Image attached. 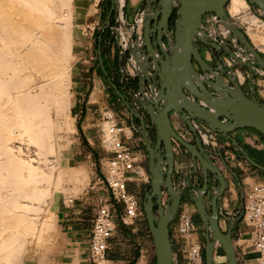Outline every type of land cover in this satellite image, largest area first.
I'll return each mask as SVG.
<instances>
[{
    "label": "bare ground",
    "instance_id": "1",
    "mask_svg": "<svg viewBox=\"0 0 264 264\" xmlns=\"http://www.w3.org/2000/svg\"><path fill=\"white\" fill-rule=\"evenodd\" d=\"M71 1L0 0V264H20L29 240H39L48 231L49 219H55L51 203L58 194L68 192L66 183L73 184L74 192L86 183V171L70 165L68 152L74 143L69 90L75 58ZM123 1L116 0L121 13ZM227 2L228 13L247 26L264 50V21L247 0ZM171 4L173 7L179 2L173 0ZM152 5L148 4L149 9L138 21L145 29L151 18L157 20ZM158 10L160 13L161 8ZM212 14L211 36L230 33L229 23L238 27L227 12L228 20ZM121 28L120 38L127 41L131 33ZM202 30L198 34L205 38ZM133 57L134 67L144 77L152 55L133 53ZM154 58L158 59V55L154 54ZM204 78L207 79L200 77ZM230 80H235V73L230 74ZM220 81L223 88L232 86L224 75ZM235 81L240 86L241 81ZM203 139L209 146L215 143L212 136L204 135ZM159 149L163 154L162 145ZM164 164L160 162L163 170ZM164 195L165 191L161 201ZM44 214L47 218L42 220L40 216Z\"/></svg>",
    "mask_w": 264,
    "mask_h": 264
},
{
    "label": "water",
    "instance_id": "2",
    "mask_svg": "<svg viewBox=\"0 0 264 264\" xmlns=\"http://www.w3.org/2000/svg\"><path fill=\"white\" fill-rule=\"evenodd\" d=\"M114 1L112 0L111 10L114 7ZM172 1L150 0L149 3H157L161 6V18L166 21L174 8L171 4ZM247 1L249 4L263 10L264 19V0ZM178 2L175 27L168 37V45L171 48L164 59L154 58L153 46L148 39L149 27L147 26L144 30V46L146 47L147 56L152 55L153 71L157 76V85L153 74L150 75L148 69L144 68V77H140V94L144 95L145 85L148 84L151 98L141 101L140 104L154 122L156 140L153 144L150 143L151 139L148 136L144 120L137 111H133L129 107L133 115L140 120L141 135L148 152V171L151 181L149 191L144 194L143 211L153 237L156 264H173L169 224L174 219L181 202V193L172 181L175 158L172 149L173 141L174 145L177 143L187 150L192 159L194 172L198 175L200 169L203 177V185L196 184V193L192 191L191 198L196 212L205 226V264H213L216 246L223 249L227 260L226 264H237L231 236L236 221L230 222L226 232L219 226L217 198L225 188V178L219 166L211 159V152L202 144V135L210 136L203 127L231 140L252 166L264 171V166L254 162L230 135L236 129L253 128L264 137V104L256 99L253 87L249 96V94L242 91L235 80H230V75H227L226 78L232 83V86L226 85L223 88L220 83V79L224 75L223 69L220 68V73L215 72L214 77L200 79L199 72L193 67L192 60H195L203 73L214 71L199 55L196 40L199 39L203 43L209 44L205 38L198 34V31L203 29L202 17L205 13L214 12L220 18L227 19L225 12L227 0H178ZM155 13L159 14V10H155ZM109 23L108 20L102 31ZM229 27L231 33L247 49L246 55L253 56L251 62L247 63L250 70H252L251 64L264 70V57L259 54L236 26L229 23ZM210 45L215 48L221 46L216 42ZM229 54L238 59L232 52H229ZM98 61L103 67L100 50H98ZM251 80L252 78H250V83ZM113 87L116 89L115 85ZM116 92L121 96L117 90ZM171 112L182 119L194 135L195 143L187 142L175 131L171 121ZM155 113L156 117L154 116ZM161 145L164 149L163 154L159 149ZM161 161L165 163L164 170L160 168ZM209 173L218 181V186L215 188L217 195L215 189L211 194V214L208 213L204 205ZM164 191L166 198L163 201H165V204L161 201ZM154 198L155 202L153 201ZM155 205L157 206L156 213L153 210ZM238 218V220L242 218L241 214Z\"/></svg>",
    "mask_w": 264,
    "mask_h": 264
},
{
    "label": "crops",
    "instance_id": "3",
    "mask_svg": "<svg viewBox=\"0 0 264 264\" xmlns=\"http://www.w3.org/2000/svg\"><path fill=\"white\" fill-rule=\"evenodd\" d=\"M141 2L142 0H127L126 16L128 20H131V16L140 8ZM72 13L75 14L74 11ZM76 27L77 22L72 26L73 32L76 30ZM73 38L75 47L73 55L75 60L76 50L80 48L78 47L79 43L75 39V36ZM74 68L72 74V90H74V95L77 96L74 101L76 106L75 123L78 124L77 119H79L83 105L85 111H89V107H91L90 111L93 112L97 111L96 108L99 105L95 106L92 104L88 106L90 103L89 95L95 89L94 79L89 74H86V70L79 72L76 67ZM259 78L258 81L264 82V76H260ZM90 85V91L86 93ZM257 85L258 83L255 82L254 95L257 100L264 104V87L260 89ZM250 90L251 87L247 84L246 92L249 96L251 95ZM85 94L87 96L86 100L84 98ZM107 98L108 104L121 114L119 121L125 125V132L121 137L134 152L137 158V165L140 167V172H127L125 174L129 193L133 194L139 200L138 216L132 225L122 224L121 217L125 213V208L122 203L115 201L110 196L106 185L97 187L91 192L87 191L81 196L72 197L71 202L67 199V203L58 195L50 206L51 213L55 216L53 226L51 227L53 229L49 233V230L45 232L42 238L39 239L40 242L45 239L43 242L37 243L38 245L34 243L32 246H29L31 248L30 250L29 248L27 249L28 253L24 257V261H30L29 264H90L88 252L89 231L96 210L103 205L111 206L114 209L113 222L115 229L112 236L108 239L107 264H156L153 237L143 211L142 201L145 189L150 185L151 176L148 171L147 152L141 131L139 129L136 130L134 125V123L138 125L140 123L132 118L131 115L127 114L128 111L123 107L118 97L110 94ZM99 108L101 109L102 106ZM125 111L127 112L125 113ZM87 118L88 121L85 124L87 130L83 132V137L88 145H92L91 136L94 135V129L92 128L93 123L90 121L93 118ZM176 118V114L173 113L171 121ZM100 127L102 128V125ZM80 128L83 130V126H80ZM173 128L184 140L195 143L194 136L183 122L180 125H173ZM231 137L254 162L264 166V137L259 132L253 128H240L231 133ZM217 140L218 145L217 147L213 146L214 153L211 155L213 161L224 172L226 179L225 191L219 199V226L226 232L230 222L236 221L232 228L231 236L236 252L237 264H255L256 253L253 248L252 228L242 218L238 220V214L243 205L244 192L254 183H258V179L264 181V171L252 166L232 141L224 138L220 134H218ZM203 146L209 149V145L205 142ZM90 153L94 155L97 153V150L92 148ZM108 155L110 154L108 153ZM174 155L173 184L181 193L179 208L185 205L190 207L194 222L196 223L194 239L204 244V233L198 229L200 219L197 216L195 205L191 198L192 191L196 193L195 187L198 183V175L194 172L190 154L177 143L174 145ZM74 161L76 160L72 159V162ZM80 167L86 168L85 171L87 174V166L85 165L74 168ZM198 174L201 176L200 169ZM87 181L88 174L86 183L82 185L83 187L87 184ZM164 198H166V195H164L162 201ZM176 221L177 217L175 215L169 224L173 264H183L185 243L177 235L175 227ZM226 263L227 260L223 249L220 246H216L213 264Z\"/></svg>",
    "mask_w": 264,
    "mask_h": 264
},
{
    "label": "flooded vegetation",
    "instance_id": "4",
    "mask_svg": "<svg viewBox=\"0 0 264 264\" xmlns=\"http://www.w3.org/2000/svg\"><path fill=\"white\" fill-rule=\"evenodd\" d=\"M150 0H145L143 6L138 9L132 16L131 20L127 19V9H126V2L127 0H124V4L122 6V13L116 3V0L114 1V7L111 10L112 6V0H109V5L106 12V19L101 27L100 34L97 39V62L100 65V71L102 73V76L105 78L109 88H110V94L113 96H116L120 99L122 102L123 107L128 111V114L132 116L135 120H137L140 123V120L138 117L133 115L131 110L137 111L141 118L144 120L146 129L148 130V136L151 139L152 144L156 140L155 135V128L154 125L150 119V116L148 115L147 111L141 106L140 102L145 101V99L151 98V92L149 85L146 84L144 88V95L140 94V73L136 70L133 64V53L135 55H143L144 57H147L146 47L144 46V26L141 23V25L138 24L139 18L141 15L145 12V10L149 9L148 4ZM151 3V2H150ZM152 6L154 10H158L161 7L157 5V3L152 2ZM251 5V4H250ZM253 5H251L252 7ZM177 6H174L172 12L169 14V16L165 19H162V15L159 13L157 16V20L152 19L148 25L149 27V35L148 39L151 41V44L153 46V52L154 54L158 55V59L162 60L165 58V55L169 53L171 46L168 45V37L169 33L173 32L175 27V21L177 18ZM227 11V7H225ZM253 9V7H252ZM255 12V10L253 9ZM121 14V16H120ZM154 14V13H153ZM123 15V16H122ZM138 15V16H137ZM120 16V18H119ZM211 17L213 16L212 13H205L202 17V24L206 21L205 17ZM123 17V18H122ZM146 17V15H145ZM110 21L109 25L102 31V28L106 25L107 21ZM125 21V23H124ZM156 21V23H155ZM122 22V23H121ZM124 26V27H122ZM126 26V27H125ZM122 27V28H121ZM129 27V28H128ZM119 28L124 29L127 28L128 31H130V35L128 36L127 41L121 40L120 36L121 33L119 32ZM244 35L245 31L237 27ZM206 33H204L205 39L209 44H205L199 39L196 40V47L198 50L199 55L202 57V59L206 62V64L214 69L213 72H207L203 73L201 71V68L199 64L192 60V64L194 69L199 72L200 77L205 76L207 79L210 77H214V73H220V68L224 70V76L232 74L234 71L231 67H229L225 61V59L229 60L230 64L231 62L235 63L239 68L244 69L246 71L245 76L247 77L246 85L243 86L240 84V87L243 92H246L247 84L252 88H254L255 93V82L253 83V80H251L250 83V76L248 74L253 75L255 72L256 65L251 64L252 70H250L249 65L247 64L248 61L251 62V59L248 55L246 56V53L248 52L247 49L244 47L243 44H241L236 36H234L231 32H227L224 36H209L208 34V28L205 27ZM229 35V36H227ZM208 36V37H206ZM246 39L249 41L248 37L245 35ZM100 39V41H99ZM119 41V42H118ZM127 42V44H126ZM213 42H216L220 44L221 46L219 48H215L211 46ZM250 42V41H249ZM119 43L121 44V47H119ZM139 44V45H136ZM114 45L117 50L116 58L112 61L108 59V49L110 46ZM131 45V46H130ZM135 47V48H134ZM242 49L241 51L238 49ZM135 49V50H134ZM238 49V50H237ZM98 50L101 52L103 67L101 66L100 62L98 61ZM229 52H232L236 56H238V59H235L234 57L230 56ZM243 53V54H242ZM148 57H151L149 55ZM241 57V58H240ZM247 59V60H246ZM149 67L148 71L149 74L154 76L155 78V84L157 85V76H155L153 68L154 63L149 58ZM238 60V61H237ZM129 61L130 67L134 70V76L130 77L127 75L125 70H122V66L124 62ZM247 61V62H246ZM249 79V82H248ZM115 85L116 89L113 87ZM116 90L121 94L119 96L116 92ZM251 93V92H250ZM248 94V93H247ZM151 126L153 128H151ZM209 135L211 134V131H209L206 127H203ZM238 130V129H236ZM139 131L142 132L141 129V123L139 125ZM234 132V131H233ZM232 132V133H233ZM231 135V134H230ZM213 137V135H212ZM143 138V137H142ZM203 140V139H202ZM144 141V139H143ZM231 141V140H230ZM216 143V140H215ZM214 143V144H215ZM233 143V142H232ZM145 144V141H144ZM202 144L204 142L202 141ZM211 144L209 146V150L211 154L214 153V150L212 149L213 145ZM146 147V145H145ZM217 147V146H216ZM238 148V147H237ZM236 148V149H237ZM147 152V149H146ZM218 153V152H217ZM210 154V157L212 159V155ZM147 158H148V152H147ZM213 160V159H212ZM222 171V170H221ZM223 176L225 178L224 172L222 171ZM172 181H173V173H172ZM203 177L198 174V183L203 185ZM218 186V181L209 173L208 174V182H207V190L206 194L204 196V205L206 210L209 214H211V194L215 188ZM197 189V187H195ZM225 188H226V179H225ZM225 188L222 192V194L217 198V206L219 210V199L223 195ZM150 187H147L145 189L146 191H149ZM165 200V199H164ZM144 201V197H143ZM142 201V202H143ZM155 202V198L153 199ZM165 204V201H163ZM154 212L157 211V206L155 205L153 207ZM199 217V215L197 214ZM200 219V217H199ZM220 217L218 218L219 221ZM201 223L203 224L202 220L200 219ZM204 235H205V226H204Z\"/></svg>",
    "mask_w": 264,
    "mask_h": 264
},
{
    "label": "rangeland",
    "instance_id": "5",
    "mask_svg": "<svg viewBox=\"0 0 264 264\" xmlns=\"http://www.w3.org/2000/svg\"><path fill=\"white\" fill-rule=\"evenodd\" d=\"M144 1L145 0H142V2L140 4V8L143 6ZM122 4H124V1ZM108 5H109V0H72L71 1V6H70V7H72L71 11L73 9V11L75 13V14H73V13L71 14L72 26H74V24L77 22V27H76V30H74V32H73V36H75V39L78 41V43H79L78 47L80 49L76 50V54H75L76 59L74 61H72V66H71V87L69 90H70V97L72 100V109H71V118L72 119L70 120V125H71L72 131H73L72 139H73L74 143L71 145L68 152H69V158H71V159H69L70 165H72L73 167H79L80 165L87 166L88 181L84 187L78 186V187H80V191L78 190L76 193L72 192L71 188H73V184L70 182H68V184L66 183L67 186L65 185V187L67 189L70 188L68 190V192L66 191V193L64 195L61 193L58 194L59 196H61L63 198V200H65L66 203H67V199L69 197L75 198L78 195L81 196L82 194L86 193L87 191L91 192L92 190L96 189L97 187L105 185L103 182V168H104L105 162H106L109 155H108V151L103 147L102 142H101L102 133H103V130L105 128L103 116H104V112L106 110H112L114 112V114L117 116L118 120H119V117H121V114L118 113L117 110H115L114 108H112V106H110L108 104L107 96L110 95V88H109L105 78L102 76V73L100 71V65L97 62V39H98V36L100 34L101 27L103 26L105 19H106V12H107ZM226 7H227L226 12L228 15H230L228 13L229 12L228 11L229 10V2H227ZM252 7L255 10V12L253 11V9H252V11L256 14V16H258L259 19L264 21L263 14L258 9V7H256V6H252ZM207 17L208 16H206L205 19H207ZM230 18L237 23V26L240 29L245 31V35L248 37L252 46L259 52V54L262 57H264V52H263L264 50L259 48L260 41L257 40L258 38L256 39V36L253 37L248 32V28L245 24H239L237 22V20L232 15H230ZM210 25H211L210 22L205 21L203 24V27L204 28L205 27L210 28ZM227 36H229V35H227ZM121 40H122V38H121ZM73 42H74V38H73ZM119 47H121L120 43H119ZM74 50H75V47H74ZM107 55H108L107 57L110 61H112L116 58L117 50H116L114 45L110 46V48L108 49ZM225 61L227 63L228 60L225 59ZM74 67H76L79 72L86 70V74H89V76L94 79L95 89L89 95L90 103L88 106H90L92 104H94L95 106L99 105V107L102 106L101 109L98 107V108H96L97 111L93 112V111H90L91 107H89V111H85L84 105H83V107L81 109L82 112H80L79 119H77L78 124L75 123V112H76L75 108H76V106H75V101H74V100H76L77 96L74 95V90H72V87H73L72 74H73L74 69H75ZM229 67H231L236 74L241 75V76L236 75L235 80H238V81L240 80L241 85L245 86L246 82H247V77L245 76L246 71L244 69L239 68L233 62H231ZM122 70H125L128 76H130V77L134 76V70H133V68L130 67L129 61L124 62L123 66H122ZM248 75L252 78V80L254 82L258 83L257 86L260 89H262V87H264V82L258 81V79H260L259 78L260 76H264V70L260 69L259 67H255L254 74L253 75L248 74ZM87 82H89V81L87 80ZM90 88H91V85H90V87L86 93H88L90 91ZM82 89H83V87H82ZM86 97L87 96L85 94V96H84L85 100H86ZM126 112L127 111H125V113ZM172 115H173V112H171V116ZM86 117L93 118L90 121L91 123H93L92 128L94 129V135L91 136V140L93 142L92 145H88L86 143V141L84 140V137H83V134H84L83 132H86V130H87L85 127L86 126L85 124L87 123L88 118L86 119ZM182 122H183L182 119L177 117L176 119H174L172 121V124L173 125H175V124L180 125ZM101 125H102V128L100 127ZM134 125H135V129L138 130L139 125L136 123H134ZM80 126H83V130H81ZM151 128H153V127L151 126ZM191 134H192V132H191ZM211 134L213 135V137L216 140V143L213 145L214 147H216L218 145V140H217L218 133L211 131ZM92 148L97 150V153L94 155L92 153H90V150ZM72 159H74L76 161L72 162ZM80 168H82V167H80ZM77 169H79V168H77ZM82 169H84V168H82ZM258 180H259V181H257L258 183H264L263 180H261V179H258ZM93 187H95V188H93ZM91 195H93V194L91 193ZM40 218L46 219L47 217L44 214V215H41ZM53 221H54V219H52V218L49 219V223H48V230L49 231H48V233L51 232L53 229V228H51L53 226ZM226 227H227V224H226ZM198 229H199V231L204 233V224H202L201 221L199 222V228ZM43 241H41V242H43ZM41 242L36 237L31 238L29 240L28 244L26 245L25 252L21 258V261H22L21 264H29L30 263L29 260L24 261V257L28 253L27 249L29 248V246L30 245L32 246V244H34V243L39 244ZM30 248H29V250H30Z\"/></svg>",
    "mask_w": 264,
    "mask_h": 264
},
{
    "label": "built area",
    "instance_id": "6",
    "mask_svg": "<svg viewBox=\"0 0 264 264\" xmlns=\"http://www.w3.org/2000/svg\"><path fill=\"white\" fill-rule=\"evenodd\" d=\"M212 17L206 19V22L211 23L208 28L209 36H211ZM203 30L206 31L204 27ZM227 63L229 66V60ZM236 75L241 76L235 73ZM103 118L105 128L101 142L110 154L103 168V182L110 196L122 203L125 208V213L121 217L122 224L132 225L138 216L139 200L129 193L125 174L140 172V167L137 165L134 152L121 137L125 132V125L118 120L112 110H106ZM68 201L71 202L72 198H68ZM240 214L244 222L252 228L255 264H264V183H254L244 192L243 205L238 215ZM113 217L114 209L105 205L100 206L94 214L88 240L90 264H107L108 239L115 229ZM176 217L177 235L185 243L183 264H205L204 244L194 239L196 223L192 210L186 205L178 207Z\"/></svg>",
    "mask_w": 264,
    "mask_h": 264
}]
</instances>
